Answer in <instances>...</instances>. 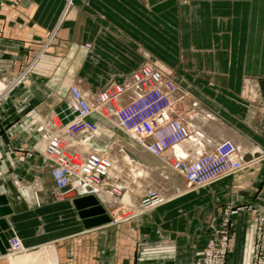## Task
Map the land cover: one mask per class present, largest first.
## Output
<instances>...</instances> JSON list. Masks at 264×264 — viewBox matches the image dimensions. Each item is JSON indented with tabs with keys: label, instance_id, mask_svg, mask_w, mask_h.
Masks as SVG:
<instances>
[{
	"label": "crops",
	"instance_id": "crops-1",
	"mask_svg": "<svg viewBox=\"0 0 264 264\" xmlns=\"http://www.w3.org/2000/svg\"><path fill=\"white\" fill-rule=\"evenodd\" d=\"M148 61L167 64L196 103L184 114L201 118L210 144L188 153L217 155L229 140L246 167L147 213L86 228L75 203L86 196L53 193L36 128L45 117H73L71 86L97 92ZM25 70L0 98V198L11 210L0 232L19 244L0 264H190L227 206L228 264L264 255V0H0V77Z\"/></svg>",
	"mask_w": 264,
	"mask_h": 264
},
{
	"label": "built area",
	"instance_id": "built-area-1",
	"mask_svg": "<svg viewBox=\"0 0 264 264\" xmlns=\"http://www.w3.org/2000/svg\"><path fill=\"white\" fill-rule=\"evenodd\" d=\"M25 73L26 70L16 79L3 82L0 98L19 83ZM128 92H134V96L122 102ZM186 96L172 76L147 65L124 75L121 82H108L102 90L94 93H84L78 85L71 86L69 108L72 119L63 124L54 117H45L36 128L42 143V155L52 163L53 193L60 197L71 192L76 196H92L102 205L100 194L109 199L114 196L109 176L111 165L106 157L70 147L71 140L76 137L97 136V123L90 120L93 114L107 121V125L111 123L119 127L130 141L151 156L163 157L165 163L182 177L186 192L243 170L246 167L243 155L227 141L218 146L217 155H204L191 163L169 153L175 144L189 135V128L181 116L196 103L188 101ZM183 105H188L185 111L181 110ZM260 155L264 158V150ZM112 200L111 207L119 208V201ZM167 201L155 190H148L136 208L121 212L117 219L108 215L109 222L116 224L128 220ZM211 230V238L204 245L202 254L194 257L190 264H228L230 206L224 209L221 221L211 226ZM9 249L11 252L19 250L15 238L10 240ZM251 264H264V255L256 253Z\"/></svg>",
	"mask_w": 264,
	"mask_h": 264
},
{
	"label": "rangeland",
	"instance_id": "rangeland-1",
	"mask_svg": "<svg viewBox=\"0 0 264 264\" xmlns=\"http://www.w3.org/2000/svg\"><path fill=\"white\" fill-rule=\"evenodd\" d=\"M146 55L147 54H145V56ZM143 65L154 67V68L158 69L160 72H162L164 74H168V75H170V76H172L174 78V74H173V72L170 69L167 68V66H166L167 64L164 65V64H159V63L149 62L148 61V62H144L143 64L139 65L138 67L143 66ZM7 80H8L7 78L0 77V86L3 87V82H6ZM174 81H175V79H174ZM81 83L82 82H78L76 85H81ZM175 83H176L177 87L181 91H184L186 94L188 93L187 90L184 87L180 86L176 81H175ZM106 84H105V86H106ZM105 86H103L101 88V90ZM84 93H87V92L84 91ZM91 93H94V92H91ZM186 97H187V100H188L189 96L187 95ZM256 98H255V100L257 102H259L260 101V97L258 96V98L257 99ZM66 103H67L68 109L70 110V108H69L70 95H69V98H68ZM185 109H186V106L183 105L181 107V110L185 111ZM190 114H192L194 116V112L191 111V112H189V114L188 113L187 114H183L181 116V119L182 120H187V121L191 120L190 117H189ZM92 117H93V121L97 123V126H100L99 125L100 122H104V123L107 122V121L103 120L100 116H98L97 114H93ZM196 118H199V117H196ZM199 119H201V118H199ZM68 121L69 120L66 121V119H65V121H61V122L63 124H66ZM107 128H109L108 129L109 133L113 134L111 137H109L107 134L105 135L106 132L104 131L105 133H103V131H101V129L99 127L98 130L99 129L100 130L98 131L96 137L92 136L90 134L89 135H83V136L76 137V138L72 139L71 140V144H70L71 148L73 147V145H75V147H76V149L74 147L72 149L79 150V151H84V152L85 151L86 152L87 151H94L96 153H99V154L103 155L104 157H106V159H110V160L115 161V162L117 161V158L112 157L111 154H112V151L114 150L115 147H119V149H121L122 151H124V153H126L125 154L126 157L128 159H130L129 160L130 163L125 164V165L123 164L124 165L123 168H119L118 166L114 167L113 165H111V168H110V171H109V176H110V179H111V182H112V185H113V191H114V196H112V199H114L116 201H119L120 207L119 208L111 207V203H113L112 202L113 200L109 199L108 197H106V196H104L102 194H100V197L103 200V205L101 203H99L96 199L95 200L98 202V204L104 210H106V207H107L105 205V201H106V202H109L108 204H109V208H110V210H109L110 213L111 212L113 213L114 211H118V213L120 214L121 212L127 211L128 209H130L128 211H131V209L136 208L138 206L139 201L147 194L148 190H155L156 192H158L161 196L165 197L166 199L173 198L175 196H178V195L186 192L184 187H183L184 184H183V186L179 184V182L180 181L182 182L183 179H181L180 175L177 174L176 172H174L168 166V164L165 163L164 159H162L160 157H159L160 158L159 160L161 162H163L162 163L163 165L160 164L161 162H157L156 161L155 162L156 166L154 167V171L156 170V168L158 166H164L166 169L171 170V172L173 171L174 175H176V179H175L176 182L174 184H172V186H169L167 184L164 187H158L157 185L152 184V183H154L153 175L152 174L151 175H146V173H144V171L147 168L148 169H152V164H148V160L151 161V159H149V158L148 159H137L136 157H138V156H136L135 153H133V152H131L129 150V147H130L129 145L131 144V142L126 137V135L122 132V130H120L119 127H117L116 125L111 124V123L108 125ZM188 128H189V133H190V131H192V128L190 127V125H189ZM224 141L229 142L230 144H232L236 148L234 143H232L231 141H229V140H224ZM120 145H122V146H120ZM220 145H221V142L219 144H217V146H220ZM174 147L172 148L173 150H175ZM172 149H171L170 152H173ZM236 150H237V148H236ZM261 151L262 150H259V152H261ZM210 154L213 155L212 152L211 153H207L206 155H210ZM109 157H111V158H109ZM145 158H147V157H145ZM179 160H183L186 163H191V162L195 161V159L186 160V159H183V158H181ZM156 171H158V169ZM156 171H155V173L157 174ZM206 187L208 188L209 186H206ZM203 195H205L204 197L206 198V196H207L206 193H203L200 196H203ZM200 196H198L195 199L191 198L190 202H196V201L201 200ZM80 197H82V196H80ZM134 198H135V201L133 200ZM132 212H133V210H132ZM105 214L107 215L106 212H105ZM108 218H109V216H108ZM108 223L110 224L109 221H108Z\"/></svg>",
	"mask_w": 264,
	"mask_h": 264
},
{
	"label": "bare ground",
	"instance_id": "bare-ground-1",
	"mask_svg": "<svg viewBox=\"0 0 264 264\" xmlns=\"http://www.w3.org/2000/svg\"><path fill=\"white\" fill-rule=\"evenodd\" d=\"M81 88V87H80ZM81 91H83L84 92V90L85 89H83V88H81L80 89ZM85 92H86V90H85ZM88 92V91H87ZM134 96V92H128L127 94H125L123 97H122V99H121V101L122 102H125V101H127V100H129V99H131L132 97ZM186 116V115H185ZM188 117V116H187ZM190 119L191 120H189L188 121V123H189V125H190V127L192 128V131H190V133H189V135H188V137L185 139V140H183V141H181V142H179V143H177V144H175L173 147H174V149L175 150H173L172 149V151L173 152H171L172 153V155L176 158V159H181V158H183V159H186V160H192V159H198V158H195V157H192V156H194L195 154H190V153H188V151H189V149L190 150H195L196 151V149H204V146H206V145H208V144H210V143H208V139H207V136H206V133L204 132V130L203 129H201L200 128V126H199V124H200V119L199 118H196V117H194L192 114H190ZM208 121V120H207ZM201 123H202V121H201ZM204 123H205V121H204ZM207 123H209V122H207ZM207 123H205V124H207ZM101 124V123H100ZM99 124V125H100ZM102 126H104V124H101ZM203 125V124H202ZM210 127H208V130H209V132H211V133H215L216 132V130H217V127L214 125V124H208ZM204 126V125H203ZM105 127H108V125H106L105 124ZM107 129V128H106ZM109 129V128H108ZM107 129V130H108ZM199 129H201L202 130V132H204L203 134L205 135V136H203L202 135V132L199 130ZM198 130V131H197ZM195 132L196 133H198L197 135L199 136V134L200 135H202L203 136V138H198L196 135H195ZM111 134V133H110ZM131 142V144L129 145L130 147H129V150L131 151V152H133V153H135L136 154V156H138V157H140L141 159H151V161H149L148 160V164H152V169H146L145 171H144V173H146V175H153V178H156V173H155V171L158 169V171H156L157 172V174H159L161 177H160V179H155V182H156V184H157V186L158 187H164L165 185H167V184H169V181L170 182H173V183H175V179H176V175H174V173H173V171L171 172V170H169V169H166L164 166H158L157 168H156V170L154 171V167L156 166V164H155V162L157 161V162H161L159 159L161 158H157V157H154V156H151L150 154H148L147 152H145L144 150H142L141 148H139L137 145H135L132 141H130ZM73 148V147H72ZM74 148H76V147H74ZM81 150V149H80ZM84 152V151H83ZM86 152V151H85ZM126 153H124V151H122L121 149H119V147H115L114 148V150L112 151V157H114V158H117V161L115 162V161H112V160H110V159H107V160H109V162H110V165H113L114 167H119V168H123L124 167V165L125 164H128V163H130L129 162V160L130 159H128L127 157H126V155H125ZM199 154V153H198ZM204 156V155H203ZM145 157H147V158H145ZM201 157V156H200ZM109 158H111V157H109ZM162 159H163V157H162ZM154 161V162H153ZM150 162V163H149ZM153 162V163H152ZM163 162H161L160 164L161 165H163L162 164ZM124 164V165H123ZM153 182V181H152ZM127 187V186H126ZM184 187V186H183ZM88 202V200L87 199H81L80 200V205H83V204H86ZM106 202V201H105ZM112 202H114V201H112ZM107 203H109V202H107ZM104 210V209H103ZM104 212H105V210H104Z\"/></svg>",
	"mask_w": 264,
	"mask_h": 264
},
{
	"label": "water",
	"instance_id": "water-1",
	"mask_svg": "<svg viewBox=\"0 0 264 264\" xmlns=\"http://www.w3.org/2000/svg\"><path fill=\"white\" fill-rule=\"evenodd\" d=\"M68 196L75 197L73 192L69 193ZM87 199L90 201L91 206L85 207L84 204L80 205L81 199ZM84 198H79L75 200V203L78 207V215L82 220L83 225L87 228L92 226L94 222L102 221L108 222L109 218L105 214L103 208L98 204L92 196H86ZM11 214L10 208L7 206V202L4 197L0 198V218H3L7 215ZM9 248V244L7 238L3 233L0 232V255L6 254V249Z\"/></svg>",
	"mask_w": 264,
	"mask_h": 264
}]
</instances>
